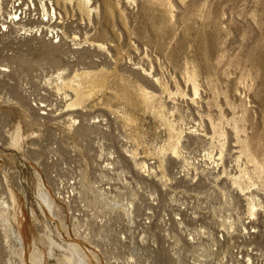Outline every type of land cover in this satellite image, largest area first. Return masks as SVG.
<instances>
[{
    "label": "rangeland",
    "instance_id": "rangeland-1",
    "mask_svg": "<svg viewBox=\"0 0 264 264\" xmlns=\"http://www.w3.org/2000/svg\"><path fill=\"white\" fill-rule=\"evenodd\" d=\"M0 27V264H264V0H0Z\"/></svg>",
    "mask_w": 264,
    "mask_h": 264
},
{
    "label": "bare ground",
    "instance_id": "bare-ground-1",
    "mask_svg": "<svg viewBox=\"0 0 264 264\" xmlns=\"http://www.w3.org/2000/svg\"><path fill=\"white\" fill-rule=\"evenodd\" d=\"M89 1V0H88ZM55 13V12H54ZM0 29H1V27H0ZM193 77V76H192ZM194 78V77H193ZM194 79H196V78H194ZM193 80V79H192ZM196 82V81H195ZM196 85V84H195ZM194 85V86H195ZM198 87V86H197ZM196 86H195V90H196V88H197ZM79 101H81L80 99H79ZM105 198H107V197H105ZM109 199V198H108ZM107 199V200H108ZM111 199V198H110ZM102 200V199H101ZM104 200V199H103ZM124 201H126L125 199H124ZM4 202V201H3ZM115 202V201H114ZM46 204L51 208V206H50V203L46 200ZM119 205V204H118ZM6 206V205H5ZM257 204L255 203V201H252L250 204H249V210H250V213H252V215L253 216H255V211H256V208H257ZM7 207H9V206H7ZM132 208H133V205L131 204V203H129L128 204V210L131 212V210H132ZM6 212V211H5ZM131 214V213H130ZM3 215H4V213L1 215V219H2V221H6L7 223H9L6 219H8V218H3ZM6 215V214H5ZM9 217V216H8ZM76 224V223H75ZM88 227V226H87ZM86 226H83V228H84V230H86V228H87ZM6 228V227H5ZM80 230V229H79ZM84 230H82L83 231V233L85 234V232L86 231H84ZM14 233V232H13ZM15 235V234H14ZM86 235V234H85ZM84 235V236H85ZM17 236V235H16ZM16 236H14V237H16ZM86 236H88V235H86ZM95 236V235H94ZM82 237V236H81ZM17 238H18V242H19V245H20V250H24V243H23V240H22V238H21V236H17ZM78 238V237H77ZM94 238V237H93ZM87 241V240H86ZM90 242H91V240H90ZM69 252H71L72 253V255H73V257H74V259L73 258H68L67 260H68V264H73L74 263V261H76V263H81V262H84L85 260H86V258L83 256V253L81 252V250L78 248V246L77 245H72L71 246V248L69 249ZM22 257V256H21ZM33 261L35 262V263H41V261H42V258H41V256H39L38 255V252L36 251L35 253H34V255H33ZM66 260V261H67ZM84 264V263H83Z\"/></svg>",
    "mask_w": 264,
    "mask_h": 264
}]
</instances>
